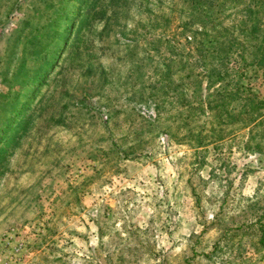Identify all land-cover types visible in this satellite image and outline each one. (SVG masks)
<instances>
[{
  "label": "rangeland",
  "instance_id": "374dc122",
  "mask_svg": "<svg viewBox=\"0 0 264 264\" xmlns=\"http://www.w3.org/2000/svg\"><path fill=\"white\" fill-rule=\"evenodd\" d=\"M255 2L0 0V264H264Z\"/></svg>",
  "mask_w": 264,
  "mask_h": 264
},
{
  "label": "trees",
  "instance_id": "16d2710c",
  "mask_svg": "<svg viewBox=\"0 0 264 264\" xmlns=\"http://www.w3.org/2000/svg\"><path fill=\"white\" fill-rule=\"evenodd\" d=\"M263 11L264 13V0H256V2L254 3V7L252 12L256 13V15L254 16V24H252V29L251 31H256V30H261L263 31L262 37L260 39V43L257 46L255 53H254V57L253 60L251 61V64L253 65H260L258 61V59L256 60V56L255 54H259L261 55L260 57V62L263 60L264 58V20L261 19V15L259 14V12ZM264 15V14H263ZM252 16V15H251Z\"/></svg>",
  "mask_w": 264,
  "mask_h": 264
}]
</instances>
